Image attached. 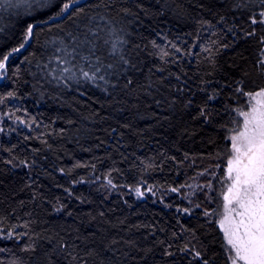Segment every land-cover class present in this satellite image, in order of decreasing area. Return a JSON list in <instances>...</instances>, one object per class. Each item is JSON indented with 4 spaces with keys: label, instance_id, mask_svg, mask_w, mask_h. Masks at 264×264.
I'll return each mask as SVG.
<instances>
[{
    "label": "trees",
    "instance_id": "obj_1",
    "mask_svg": "<svg viewBox=\"0 0 264 264\" xmlns=\"http://www.w3.org/2000/svg\"><path fill=\"white\" fill-rule=\"evenodd\" d=\"M83 4L84 12L73 19L37 26L0 82V108L28 125L0 132V264H32L45 251L52 254L51 264H188L191 256L180 252L185 245L224 264L217 224L199 209L178 212L187 205L169 189L179 188L183 197L200 173L223 165L229 132L236 127L234 112L247 105L235 89L264 86L255 63L260 32L242 39L250 30L247 17L264 5L259 0ZM26 22L33 17L24 9L0 0V52L19 46ZM57 48H75L77 68H87L83 58L93 64L99 58L108 83L55 79L60 68L55 58H66ZM202 181L208 183L209 176ZM142 184L168 196L161 202L127 193ZM28 244L36 253L22 251ZM166 249L176 256H166Z\"/></svg>",
    "mask_w": 264,
    "mask_h": 264
},
{
    "label": "snow or ice",
    "instance_id": "obj_2",
    "mask_svg": "<svg viewBox=\"0 0 264 264\" xmlns=\"http://www.w3.org/2000/svg\"><path fill=\"white\" fill-rule=\"evenodd\" d=\"M8 3L13 7L24 9L26 14L33 17V22H26L24 38L19 46L0 52V80L5 79L8 73L10 58L17 53H21L25 46L33 40L35 36L34 29L37 27L36 20L46 23L47 19L54 21L73 19L84 12L82 0H58V2L57 0H8ZM259 4L264 5V0H259ZM54 5L55 11L53 12ZM220 22H225L223 16L220 18ZM247 22L250 30L245 31L242 39L248 40L250 37H256L257 32H260L256 41L259 45V50L255 63L259 73L264 75V9L259 12H251L247 17ZM256 25L261 27L257 29L254 27ZM209 27H214V25L210 24ZM234 27L235 25L227 30L232 32ZM92 35L95 36L96 33H92ZM73 39L75 41L77 38ZM85 40H87V35ZM59 43L63 44V41ZM120 43L123 44V41H120ZM112 47L113 52L111 54L116 55L115 45L113 44ZM172 47L175 48L176 52L181 51L174 44ZM57 51H64L66 58H55L56 64L60 65L59 75L55 76V79L75 80L77 82L83 79L94 84L97 81L108 83L104 74V66L99 62V58H97L95 64L87 58H83L85 63H87V68L83 65L77 68L74 63L77 55L75 48L72 51L57 48ZM203 51L211 52V49L205 47ZM92 54L95 55V52L93 51ZM162 55L166 56L168 53L163 52ZM121 59L124 64L129 63L123 56H121ZM47 66L46 64L45 67ZM107 68H112V65H107ZM128 83L131 84L132 81L129 80ZM242 83V81H237L238 85ZM252 83L254 84L255 81ZM112 86L115 87V85ZM235 92L242 97H247V110H237V115L242 117V124L238 128L232 129L233 134L228 137L230 149L226 157L223 179L220 181L223 186V210L217 213L219 216L217 225L220 232L223 233L224 264H264V86H259L258 90H246L244 87L238 86ZM11 95L9 93V96ZM215 98V96L207 97L208 100ZM2 102L0 100V103ZM200 115L206 116L204 109H201ZM19 122L25 124L23 120ZM25 126L27 127L28 125L25 124ZM22 163L24 167H30L26 161ZM205 174V172L200 173V175ZM107 184L112 188L116 187L111 179L107 180ZM200 187H207L210 191L213 190L211 182L206 185H200ZM146 190L153 193V195L155 194L151 186H148ZM65 191H68V189H65ZM130 191H134L138 198H143L145 195V192L140 187H135L130 189ZM169 191L179 192L180 189L170 188ZM69 194L71 195L70 192ZM189 195H192V193ZM166 206L170 207L171 205ZM195 207L200 208L201 205L196 204ZM57 210L59 211V209ZM177 211L186 215L192 214L188 208H177ZM203 214L205 217L213 216V212L210 211H204ZM19 235L24 234L21 233ZM8 237H12L11 232L8 233ZM0 251H3V249L0 248ZM22 251L36 253L37 249L35 246L28 244L22 248ZM180 252L184 254L185 259L191 256L188 264H192V260L197 261L198 264H216L214 256L202 253L194 247L190 248L185 245L180 249ZM51 255V253L45 251L42 255L34 256L31 258L32 264H45V261L51 264ZM165 255L174 257L176 253L166 249Z\"/></svg>",
    "mask_w": 264,
    "mask_h": 264
},
{
    "label": "rangeland",
    "instance_id": "obj_3",
    "mask_svg": "<svg viewBox=\"0 0 264 264\" xmlns=\"http://www.w3.org/2000/svg\"><path fill=\"white\" fill-rule=\"evenodd\" d=\"M245 99H246V103H247L248 102L247 97ZM244 110H247V108ZM17 116L18 115L16 113H13V112L8 111L6 109L0 108V132L1 133H10V132H15L16 129H22L24 127V125L19 122L20 120ZM234 122H235V126H236L234 128H238L240 126V124H242V117H239L237 115V112H234ZM231 134H233L232 131L229 132V136ZM229 145H230V140H229ZM225 168H226V159H225L223 165L221 167H219L216 172H214L212 174H209L207 172V174H205V175H200L199 179L195 180L194 182H192L189 185L191 187L187 186L185 188V193H184L185 195L183 197L179 196V194H180L179 192H171V193H178L179 200L184 201L185 205H187L184 208L190 209L192 214L198 209L202 210L203 213H204V211L213 212V216L206 217V218L217 224V220L219 219V216L217 215V213L222 212V210H223L222 209L223 186L221 185L220 181L223 179V174H224ZM213 174H214V176H213ZM208 176H209V182H211L213 185V190H211V191L207 187H204V188L200 187V185H206L207 184V182L205 183L202 180L204 178L208 179ZM147 187L148 186L145 184H142L140 186L141 190L145 192V195L143 198H138L135 195L134 191H127V193H129V195H131L134 198L139 199V200L151 197L154 200L159 199V201H161V202L164 201L162 199V197L168 196V194H166V192L152 187L153 191L155 193L153 195V193L147 192V190H146ZM113 189L115 190V188H113ZM115 191L118 192V190H115ZM190 193H192V195H189ZM157 200H155V201H157ZM196 204H200L201 207L196 208L195 207ZM204 205H206L210 209L207 210V209H205V207L203 208ZM220 233H221L222 239H223V233L222 232H220Z\"/></svg>",
    "mask_w": 264,
    "mask_h": 264
},
{
    "label": "water",
    "instance_id": "obj_4",
    "mask_svg": "<svg viewBox=\"0 0 264 264\" xmlns=\"http://www.w3.org/2000/svg\"><path fill=\"white\" fill-rule=\"evenodd\" d=\"M84 1H86V0H82V3H83ZM52 22H56V21H54V20H49V21H47L46 23H45V22H37L36 24H37V26H42V25L50 24V23H52ZM30 43H31V41L29 42L28 45L25 46V49L22 50V52L25 51V50L28 48V46L30 45ZM17 54H18V53H17ZM15 55H16V54H15ZM0 82H1V80H0Z\"/></svg>",
    "mask_w": 264,
    "mask_h": 264
},
{
    "label": "bare ground",
    "instance_id": "obj_5",
    "mask_svg": "<svg viewBox=\"0 0 264 264\" xmlns=\"http://www.w3.org/2000/svg\"><path fill=\"white\" fill-rule=\"evenodd\" d=\"M11 58H12V57H11ZM11 58H10V59H11Z\"/></svg>",
    "mask_w": 264,
    "mask_h": 264
}]
</instances>
